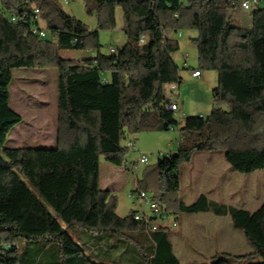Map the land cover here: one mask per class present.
I'll return each instance as SVG.
<instances>
[{"label":"trees","instance_id":"obj_1","mask_svg":"<svg viewBox=\"0 0 264 264\" xmlns=\"http://www.w3.org/2000/svg\"><path fill=\"white\" fill-rule=\"evenodd\" d=\"M241 1L95 0L88 13H96L98 28L90 31L58 0H0V264H35L36 255L22 258L19 245L42 240L58 243L57 264H99L70 236L74 227L119 236L141 229L153 242L148 264H180L167 229L149 231L135 220L136 211L120 217L117 197L100 186L102 158L114 167L126 166L122 142L127 135L171 127L186 134L178 150L155 171H146L132 194H153L157 204L183 215H229L253 252L222 254L210 264H264V205L250 212L204 196L190 205L177 199L180 169L195 154L221 152L242 175L264 170V0L250 10V27L231 23L229 11ZM117 7L126 43L114 54H102L99 31L115 29ZM40 22L44 38L33 33ZM183 29L197 33L195 71L217 72L218 85L209 116L180 122L168 110L173 102L164 91L177 86L172 93L177 94L182 83L174 59L180 44L168 30ZM88 50L95 52L92 58L61 57L64 51ZM50 68L57 71V146L6 148L12 129L23 120L11 107L12 70ZM256 256L261 261L252 263Z\"/></svg>","mask_w":264,"mask_h":264},{"label":"rangeland","instance_id":"obj_2","mask_svg":"<svg viewBox=\"0 0 264 264\" xmlns=\"http://www.w3.org/2000/svg\"><path fill=\"white\" fill-rule=\"evenodd\" d=\"M62 9L73 16L75 19L85 24L90 31H96L98 28V20L96 13H88V9L95 6V0H58ZM264 7V1L261 4ZM231 23L233 26L247 25L251 20V11L243 10L240 6L235 10H230ZM241 21V22H240ZM116 27L112 30L99 31V43L101 45L100 52L102 54H110V50L118 51L126 43V36L122 31L123 14L120 7L116 9ZM40 27L44 28V23L40 22ZM172 32V30H168ZM181 33V36L178 35ZM179 41L180 50L175 55L174 59L180 69L182 83L180 90L181 105L185 103L186 107L182 113L186 116H202L207 117L212 112V90L218 85V74L215 71L202 70L203 80L194 79L193 71L199 68L197 46L193 42L197 38L195 30L183 29L179 30L175 35ZM95 52L88 50L80 51H64L61 53L63 59L83 60L92 58ZM186 61V62H185ZM177 87V86H176ZM11 92V107L22 117V122L15 126L6 143V148L48 146L55 147L58 138V119H57V71L55 68L39 70V69H14L12 70V83L10 85ZM165 95L168 97H177L170 93V86L165 88ZM74 134L72 133V136ZM182 131H163V132H141L137 135H127L123 140L122 147L127 149L126 166L117 170L118 179L114 182L112 193L117 197V214L120 217L128 216L132 211L148 212L147 206L139 207V204L132 197V192L138 180H143L146 171H155L158 163L164 158L169 157L171 153L178 150L179 139L185 137ZM129 141H134L135 147L129 148ZM140 155H145L148 158L147 164H140ZM102 175L105 171V166H112L103 158ZM186 165V164H185ZM183 165V166H185ZM125 175H123V173ZM264 171L254 173L253 177H264ZM247 181L249 175H243ZM243 181V179H242ZM124 182V184H123ZM184 189V184L182 185ZM31 187V186H30ZM246 188V187H245ZM35 192V190H34ZM153 197V194H150ZM184 192L179 191L177 194L178 201L183 202ZM261 197L260 191L241 193V196L234 198L236 207L244 209H255ZM165 207V204L158 203ZM172 215L183 217L178 210H169ZM177 229H172L173 235ZM242 232V231H241ZM125 236L116 235L113 243L118 245L123 242L124 247L109 248L108 244L102 253L99 249V238L104 234L109 233H89L77 227L69 230L70 236L82 246L87 255L99 264H130L126 260L127 255L125 250L132 245L139 254L142 264H148L146 252L132 242L129 238L131 234H139V238H143L144 234L141 230H126L123 232ZM90 238V239H87ZM118 240V241H117ZM117 241V242H116ZM96 248V250H94ZM22 258L26 259L31 255H36L35 264H57L58 262V243L55 240H42L36 246L27 244L26 241L19 245ZM103 249V248H102ZM35 253V254H34ZM138 262V260H136ZM261 261L259 256H256L252 263ZM245 262V261H244ZM243 262V263H244Z\"/></svg>","mask_w":264,"mask_h":264},{"label":"crops","instance_id":"obj_3","mask_svg":"<svg viewBox=\"0 0 264 264\" xmlns=\"http://www.w3.org/2000/svg\"><path fill=\"white\" fill-rule=\"evenodd\" d=\"M239 26L250 27L251 20L247 22V25L240 23ZM168 33L170 34L172 32ZM194 79L203 80V74L201 77ZM179 90L180 87H178V92ZM176 95L177 97L175 98L169 96L168 98L172 102H178L180 110L183 112L186 105L184 102L181 105L180 94L178 93ZM56 146L57 142L55 144ZM34 147L49 148L48 146L42 145ZM116 169L122 170L114 166H105V171L102 175V164H100V186L102 189L113 191L114 185H118V183L114 182L115 179L119 181ZM122 173L125 175L124 172ZM253 176L254 173L249 174L247 186H245L246 181L243 177L246 176L234 171L228 165L221 152L198 153L194 155L189 163L180 169V192H184L183 202L187 205L195 203L201 196H204L212 203L222 204L228 208L244 209L235 206L234 198L241 196V193H245L246 190L248 192L250 190L254 192L260 191L261 197L255 209H244L255 212L264 205V177L260 176L256 178ZM176 218L177 231L172 235V229L168 230V237L173 254L180 264H210L214 257L222 254L246 256L253 252V248L248 243L244 233L233 227L229 215L220 216L214 212H205L195 215H184L183 217L176 216ZM144 233L146 232L144 231ZM130 235L127 238L136 243L141 250H144L146 253L149 252L148 254L150 255L154 254L153 242L149 236L144 235L140 239L139 234L130 233ZM116 238V235L112 234L100 236V252L105 251L107 244L110 249L124 247L123 242H119L118 245L113 243ZM125 253L127 258L123 260H126L127 263H143L139 262L142 260L132 245H130L128 250H125ZM238 264L248 263L239 262Z\"/></svg>","mask_w":264,"mask_h":264},{"label":"built area","instance_id":"obj_4","mask_svg":"<svg viewBox=\"0 0 264 264\" xmlns=\"http://www.w3.org/2000/svg\"><path fill=\"white\" fill-rule=\"evenodd\" d=\"M262 0H242L241 1V8L246 11H250L254 8H256ZM36 14H38V11H36ZM17 18L15 16L12 17V21H16ZM33 33L37 34L39 37L44 38L46 36V31L44 28L36 27L33 29ZM177 32L173 33H168L169 37H175ZM178 35L181 36V33ZM110 53L114 54L115 50L111 49ZM192 76L195 78L201 77V74L197 71H193ZM177 91L176 86H171L170 87V92L175 93ZM168 110L174 112L175 117L180 121L184 122L185 119L187 118L185 113H182L179 107V104L176 102L171 103L168 105ZM200 118H203L202 116H199ZM170 131H177V127H171ZM129 148H134L135 143L134 142H129L128 143ZM139 163L140 164H147L148 163V158L145 155H140L139 158ZM132 197L136 202L139 204V207L147 206L149 209L148 212L142 211L139 209L136 211L135 215V220L140 221L143 224L146 225V228L151 231L155 232L159 230L160 228H164L167 230L175 229L177 227V219L175 215H172L169 213L165 207L160 206L157 204L155 201L152 200L149 194L146 193H136L132 194Z\"/></svg>","mask_w":264,"mask_h":264}]
</instances>
